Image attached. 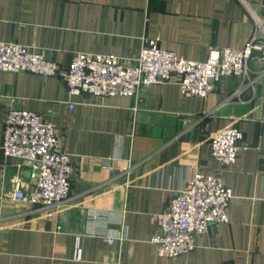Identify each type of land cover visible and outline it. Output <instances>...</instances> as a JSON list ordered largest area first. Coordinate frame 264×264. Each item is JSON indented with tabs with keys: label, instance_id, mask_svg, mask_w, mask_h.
Instances as JSON below:
<instances>
[{
	"label": "crops",
	"instance_id": "1",
	"mask_svg": "<svg viewBox=\"0 0 264 264\" xmlns=\"http://www.w3.org/2000/svg\"><path fill=\"white\" fill-rule=\"evenodd\" d=\"M245 1L264 18V0ZM253 30L242 0H0V42L45 52L62 71L76 52L137 59L150 40L206 62L247 46ZM250 69L254 89L240 99H232L247 82L239 76L223 78L206 99L184 96L176 80L139 97L69 98L60 76L0 72V264H264V77L261 65ZM11 109L41 114L62 137L74 167L62 205L13 198L18 175L26 191L33 182L28 163L2 152ZM229 126L244 136L222 172L234 195L229 222L211 224L188 255L158 256L156 216L197 173L221 169L209 140Z\"/></svg>",
	"mask_w": 264,
	"mask_h": 264
},
{
	"label": "built area",
	"instance_id": "2",
	"mask_svg": "<svg viewBox=\"0 0 264 264\" xmlns=\"http://www.w3.org/2000/svg\"><path fill=\"white\" fill-rule=\"evenodd\" d=\"M242 1L253 17L254 30L249 43L242 49L219 50L206 62L185 60L175 52L159 48L156 40H150L137 59L76 52L69 69L62 71L45 52L31 51L19 42H0V72L29 73L44 78L60 76L67 86L69 98L82 94L99 98L139 97L143 88L176 80L184 96L206 99L223 78L239 76L247 82L232 99H240L247 88L254 89L252 62L262 66L257 76L264 77V18ZM68 107L72 110L75 103L70 101ZM262 108L264 112V100ZM243 141L242 131L233 126L211 134L210 154L222 167L213 174L197 173L178 191L169 209L156 216L157 234L152 242L158 256L188 255L211 224L229 222L230 202L234 195L225 185L222 172L236 162ZM2 152L6 160L26 162L31 168L33 188L26 191L25 179L18 175L14 180L15 200L57 207L70 198L74 172L72 158L66 152L56 126L41 114L11 109L4 122ZM74 257L82 259L79 247Z\"/></svg>",
	"mask_w": 264,
	"mask_h": 264
}]
</instances>
